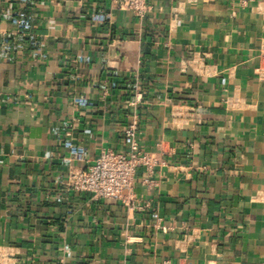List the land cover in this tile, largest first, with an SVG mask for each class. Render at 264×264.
<instances>
[{
    "label": "crops",
    "instance_id": "1",
    "mask_svg": "<svg viewBox=\"0 0 264 264\" xmlns=\"http://www.w3.org/2000/svg\"><path fill=\"white\" fill-rule=\"evenodd\" d=\"M146 4L0 0V264H264V0ZM131 124L149 183L69 189Z\"/></svg>",
    "mask_w": 264,
    "mask_h": 264
},
{
    "label": "built area",
    "instance_id": "2",
    "mask_svg": "<svg viewBox=\"0 0 264 264\" xmlns=\"http://www.w3.org/2000/svg\"><path fill=\"white\" fill-rule=\"evenodd\" d=\"M25 1V0H21ZM110 9L123 11L137 18H142L148 6L146 0H108ZM109 14L94 16L97 22H103L109 18ZM14 25L21 31L29 30V26L21 18L13 20ZM78 105L86 106L83 98L75 99ZM124 136L128 142V150L122 153L105 150L100 152L94 161L84 170H79L69 175L67 186L74 192L90 193L96 199L121 198L124 191L133 188L135 176L139 170L143 171V183H149L156 168L162 164L159 156L143 151L137 141V126L131 124L124 129ZM70 154L84 157L85 150L65 144ZM160 148V145H157ZM133 210V206H129Z\"/></svg>",
    "mask_w": 264,
    "mask_h": 264
}]
</instances>
